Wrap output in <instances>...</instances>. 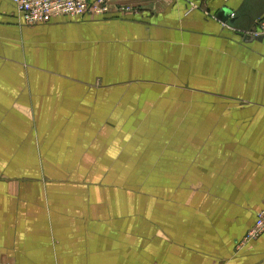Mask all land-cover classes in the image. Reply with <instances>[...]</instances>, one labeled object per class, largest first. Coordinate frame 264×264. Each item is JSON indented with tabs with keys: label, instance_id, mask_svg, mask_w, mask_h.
<instances>
[{
	"label": "crops",
	"instance_id": "obj_1",
	"mask_svg": "<svg viewBox=\"0 0 264 264\" xmlns=\"http://www.w3.org/2000/svg\"><path fill=\"white\" fill-rule=\"evenodd\" d=\"M111 9L0 0V264H264V0Z\"/></svg>",
	"mask_w": 264,
	"mask_h": 264
},
{
	"label": "built area",
	"instance_id": "obj_2",
	"mask_svg": "<svg viewBox=\"0 0 264 264\" xmlns=\"http://www.w3.org/2000/svg\"><path fill=\"white\" fill-rule=\"evenodd\" d=\"M13 3L17 12L27 25L49 22L52 18L67 16L103 17L112 12L111 0H7ZM130 11L128 8H116L117 14ZM255 38L264 39V18L257 22L252 32ZM264 234V209L257 213L253 226L248 230L241 244L258 239Z\"/></svg>",
	"mask_w": 264,
	"mask_h": 264
},
{
	"label": "water",
	"instance_id": "obj_3",
	"mask_svg": "<svg viewBox=\"0 0 264 264\" xmlns=\"http://www.w3.org/2000/svg\"><path fill=\"white\" fill-rule=\"evenodd\" d=\"M230 23H233V20H232ZM258 39L262 40V38H261V37H259Z\"/></svg>",
	"mask_w": 264,
	"mask_h": 264
}]
</instances>
